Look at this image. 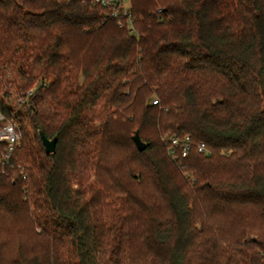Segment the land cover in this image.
<instances>
[{
  "label": "trees",
  "instance_id": "obj_1",
  "mask_svg": "<svg viewBox=\"0 0 264 264\" xmlns=\"http://www.w3.org/2000/svg\"><path fill=\"white\" fill-rule=\"evenodd\" d=\"M128 11L0 0V264H264V0Z\"/></svg>",
  "mask_w": 264,
  "mask_h": 264
},
{
  "label": "built area",
  "instance_id": "obj_2",
  "mask_svg": "<svg viewBox=\"0 0 264 264\" xmlns=\"http://www.w3.org/2000/svg\"><path fill=\"white\" fill-rule=\"evenodd\" d=\"M91 2L107 7L110 10L111 15L116 18L119 26L127 25L129 31H133V21L128 11L129 0H91ZM156 102V98L152 99V103ZM2 118L3 116L0 114V119ZM21 137L22 130L18 123L13 119L6 120L0 127V142L5 143L4 151L0 153V168H3L8 164ZM162 140L165 141L167 155L173 161H179L181 157H185L191 147L190 136L187 134L183 137L165 134L162 136ZM197 151L208 153L203 142L197 145Z\"/></svg>",
  "mask_w": 264,
  "mask_h": 264
},
{
  "label": "water",
  "instance_id": "obj_3",
  "mask_svg": "<svg viewBox=\"0 0 264 264\" xmlns=\"http://www.w3.org/2000/svg\"><path fill=\"white\" fill-rule=\"evenodd\" d=\"M39 136L43 142L46 152H52L55 148L56 137L49 139L42 132H39ZM132 139L138 150H143L146 147V144L141 140L139 136L138 130L134 131Z\"/></svg>",
  "mask_w": 264,
  "mask_h": 264
},
{
  "label": "rangeland",
  "instance_id": "obj_4",
  "mask_svg": "<svg viewBox=\"0 0 264 264\" xmlns=\"http://www.w3.org/2000/svg\"><path fill=\"white\" fill-rule=\"evenodd\" d=\"M11 92H12V91H11ZM13 94H14V92H12V96H11V97H12V99L14 100V98H15L16 95H13ZM154 97H156V96H154ZM186 175H187V174H186Z\"/></svg>",
  "mask_w": 264,
  "mask_h": 264
}]
</instances>
